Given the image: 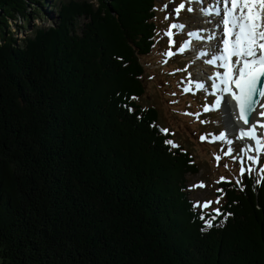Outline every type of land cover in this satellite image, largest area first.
<instances>
[{
  "label": "trees",
  "instance_id": "trees-1",
  "mask_svg": "<svg viewBox=\"0 0 264 264\" xmlns=\"http://www.w3.org/2000/svg\"><path fill=\"white\" fill-rule=\"evenodd\" d=\"M46 6L53 22L31 24ZM155 10L0 0V264H264V179L221 182L206 227L215 211L193 207L192 156L132 99Z\"/></svg>",
  "mask_w": 264,
  "mask_h": 264
},
{
  "label": "rangeland",
  "instance_id": "rangeland-1",
  "mask_svg": "<svg viewBox=\"0 0 264 264\" xmlns=\"http://www.w3.org/2000/svg\"><path fill=\"white\" fill-rule=\"evenodd\" d=\"M88 1H90V3L95 2V0ZM179 3H181V0H174V3L169 2V0H156L155 23L157 25V35L155 44L150 53L142 57L141 60L146 67L143 73L146 89L143 96L135 100L143 107H153L157 111V124L160 126V129L168 130L167 134L170 136V140L178 145V147L175 148L181 147L192 156L195 166L197 165L198 168L196 174H189L187 176L186 185L188 189L187 186L186 189L189 192V197L193 201V205L196 204L195 209H198L197 212L203 211L207 213L206 217H208L215 209H219L224 200L221 195V187L223 186L221 182L235 181L240 178L246 181V178H251L254 180L253 187L255 188L256 181L258 179L262 180L261 176L264 174L259 173L258 169L261 165H264V152L261 153L258 163L255 166L257 170L253 171L251 175L245 171L241 176V154L239 153V149L244 147L245 144H243L244 142L242 139H237L239 132L234 123L230 124L233 125V130L234 128L237 130L236 134H234L235 131L231 132L232 127H230L229 124L226 126L227 115H225V110L222 111L221 108H217L207 112L203 111V106L205 104L211 106L215 98L220 96V93H216L218 92L217 90L211 88V83L214 81L207 79L215 70L213 66L204 63L206 58L201 57L200 59H195L198 51L202 48L201 44H197V51L187 48V46L191 45L190 42H194L197 38L196 36L188 35V32L200 29L199 25L201 23L211 29V35H213L215 31L210 25H207V21H210V19H203L202 22L199 19L200 12L198 9L201 5L197 6L193 3L191 5L193 12L189 13L186 10L188 7L186 4L185 9L176 15L173 9L178 6ZM211 4L209 0H204L203 6H209ZM164 5H166V7H164ZM40 13L42 16L44 15L43 18L45 23L41 22L40 19L34 18L31 20V24L48 26L53 22V12L52 10L49 11L48 6L43 8ZM50 16H53V19H51ZM165 16H167L168 19H165ZM17 23L20 24V20H18ZM172 23L185 24V28L183 30L180 28L171 29V37L165 36L164 32L169 30V25ZM194 23H198V26L192 29ZM221 29L222 27H220V31ZM26 32L27 29H25L23 33H18L17 37L21 38ZM216 34L217 39L219 35L217 32ZM170 39L172 41L171 44L169 43ZM187 43L188 45L181 54L179 51L180 45H186ZM166 50L172 51L174 55L171 57L163 56L162 53ZM186 67L187 72L177 71V69H185ZM188 73H191L192 81L199 80L204 83V88L196 89L195 84L189 83L186 79ZM149 77H152V79H149ZM181 81H183V83H180ZM184 87H189L190 91L188 93H183ZM172 93H175V95H172ZM173 101H175V103H173ZM185 112L200 113V115L197 119L196 116L193 115H184L183 113ZM200 121H206V123H200ZM226 130L230 132L229 136H227ZM115 131L117 130L113 129V132ZM222 131L226 133V140L232 141L231 145L217 139L219 133ZM201 135L205 136L204 141L200 140ZM135 143L139 144V139L136 138ZM229 147H231L232 152L229 155H225ZM251 154L255 155V153ZM215 156H220V160L217 161ZM233 157H236V159L234 160ZM247 163L248 162L245 160V168H247ZM225 165H227V167H225ZM131 170L130 168V173H132ZM220 177H224L225 180L216 183ZM152 181H155V179ZM201 182L204 185L203 187H192V185H199ZM240 184V187L235 190L244 187L242 181ZM218 189L220 191H217ZM217 200H219V203H216ZM207 201H211L212 203L207 208H204L203 204ZM203 215L205 214L203 213Z\"/></svg>",
  "mask_w": 264,
  "mask_h": 264
},
{
  "label": "snow or ice",
  "instance_id": "snow-or-ice-1",
  "mask_svg": "<svg viewBox=\"0 0 264 264\" xmlns=\"http://www.w3.org/2000/svg\"><path fill=\"white\" fill-rule=\"evenodd\" d=\"M169 2L174 3V0H169ZM210 2L214 3L215 7L202 6L198 11L202 16L215 15L221 17L216 27H222V32L219 34V40L216 39L217 34L213 33L208 38L210 41H216L210 45L211 51H198L195 59L208 57L204 60L205 64L223 70L222 72L215 71L207 79L215 81L211 83L212 89L219 90L225 94V115H231L230 109L234 102L235 110L238 113L235 115V120L247 126L246 129L243 127L239 129L237 139L247 138L253 142L239 149V153L241 154L240 175L242 176L245 171L251 175L253 171L257 170L255 166L261 153L264 152V131H261L259 136L257 135V128L264 130V119H261L264 118V99H262L264 98V0H210ZM193 3L203 5L204 0H181V3L173 11L178 15L185 9L187 4L186 10L191 13L193 12V8L191 7ZM165 19H168V17L165 16ZM207 23H211V21H207ZM175 28L183 30L185 24H170L169 30H166L164 35L171 37V29ZM200 31H203V29L189 31L188 35L199 38ZM169 43H172L171 39ZM185 48V44L180 45L179 51L181 54ZM162 55L171 57L174 53L166 50ZM177 71L187 72V67L185 69H177ZM149 79H152V77H149ZM186 79L189 83L195 84L196 89H202L205 86L199 80L192 81L191 73H188ZM180 83H183V81ZM189 91V87L183 88V93H188ZM172 95H175V93H172ZM132 99H136V97H132ZM221 102L222 98L217 96L211 106L207 104L203 106V111L215 110L220 107ZM128 111H132V109L129 108ZM254 113L256 114L255 116H253ZM183 114L196 116L197 119L200 115V113L188 112ZM200 123H206V121H200ZM228 124H230V120L226 122V126ZM160 131L163 133L168 132L167 129H160ZM217 139L229 145L232 143L231 140H226V133L223 131L219 133ZM200 140L204 141L205 136L201 135ZM164 142L173 148L178 147L172 140H165ZM231 152L232 149L229 147L225 155H229ZM252 152L255 155H252ZM215 159L219 161L220 156H215ZM233 159L235 160L236 157H233ZM245 160L248 162L247 168L244 166ZM258 171L264 174V165H261ZM261 179H264V175L261 176ZM223 180L225 178L220 177L216 183ZM239 183L240 181L237 180V184ZM256 183L259 184L260 180L258 179ZM197 186L203 187L204 185L202 182L199 185H192V187ZM241 190L243 189L241 188ZM217 191L220 190L218 189ZM211 203V201L204 202L203 207L207 208ZM216 203H219V200ZM193 207H196V204ZM214 211L215 215L210 216L208 219H205L204 216L200 217L206 227H212L213 221L220 215L219 209H215Z\"/></svg>",
  "mask_w": 264,
  "mask_h": 264
},
{
  "label": "bare ground",
  "instance_id": "bare-ground-1",
  "mask_svg": "<svg viewBox=\"0 0 264 264\" xmlns=\"http://www.w3.org/2000/svg\"><path fill=\"white\" fill-rule=\"evenodd\" d=\"M210 1V0H209ZM196 3H194V5H195ZM197 6H199V4H196ZM203 5H201V7H202ZM203 7H215V4L214 3H212L211 5H205V6H203ZM198 9V8H197ZM210 19V21H211V23H207V25L209 26H211L212 28H213V30L215 31L214 33H218V35L222 32V29H221V31H220V28H219V32H218V27H216V25H217V22L219 21V19H217V18H213L212 16H210V17H206V16H202L201 14H200V16H199V19L201 20V22H202V20L203 19ZM196 26H198V23H194V25H193V27H192V29L194 28V27H196ZM199 28L200 29H203V31H201L200 33H199V38L197 37L195 40H194V42H190V44L191 45H189V46H187L188 45V43L186 44V46H187V48H189V49H194L195 51H197V44H201L202 45V48L200 49V51H211V47H210V45H212V44H214L215 43V41H210L208 38L210 37V36H212L211 35V29H209L207 26H205V25H203V23H201L200 25H199ZM189 30H191V29H189ZM213 32V31H212ZM220 39V35L218 36V38H217V40H219ZM199 47V46H198ZM189 49H186V50H189ZM187 52H189V51H187ZM203 58V57H202ZM204 58H208V57H204ZM214 68V67H213ZM214 70L215 71H220V72H222L223 70L221 69V70H219V68H214ZM215 82V81H214ZM218 92H216L217 94L218 93H220V97L222 98V102H221V105H220V107L219 108H221L222 109V111H224L225 110V108H224V97H225V94L224 93H222V92H220L219 90H217ZM262 99H264V98H262ZM258 111H259V109H258ZM230 113H231V115H227V121H229L230 120V123H233V121L235 120V115H236V112H235V108H234V102H233V105H232V107H231V109H230ZM256 114L254 113L253 114V116H255ZM261 119H264V118H261ZM226 121V120H225ZM236 121V120H235ZM251 122V121H250ZM236 123L237 124H240V126L239 125H236L235 123H234V125H235V127H236V129L238 130V132H239V129L240 128H247V126H245V125H243L241 122H238V121H236ZM228 129V128H227ZM235 128H234V130L235 131H237ZM261 131H264V130H261V129H259V128H257V135L259 136L260 135V133H261ZM226 132H227V136H229L230 135V132L228 131V130H226ZM239 135V134H238ZM242 141L244 142L243 144H245V145H247V144H252L253 142L252 141H249L247 138H243L242 139ZM241 142V141H240ZM253 154H254V152H252ZM139 204V203H138ZM202 239V238H201ZM200 241V240H199Z\"/></svg>",
  "mask_w": 264,
  "mask_h": 264
},
{
  "label": "water",
  "instance_id": "water-1",
  "mask_svg": "<svg viewBox=\"0 0 264 264\" xmlns=\"http://www.w3.org/2000/svg\"><path fill=\"white\" fill-rule=\"evenodd\" d=\"M236 111V110H235ZM236 114H238L237 112H236Z\"/></svg>",
  "mask_w": 264,
  "mask_h": 264
}]
</instances>
